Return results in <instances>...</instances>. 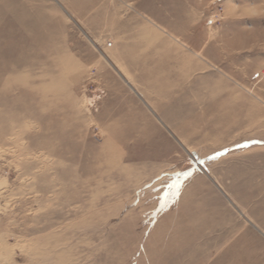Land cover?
<instances>
[{"label":"rangeland","instance_id":"obj_1","mask_svg":"<svg viewBox=\"0 0 264 264\" xmlns=\"http://www.w3.org/2000/svg\"><path fill=\"white\" fill-rule=\"evenodd\" d=\"M0 264H264V0H0Z\"/></svg>","mask_w":264,"mask_h":264}]
</instances>
